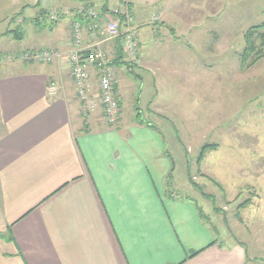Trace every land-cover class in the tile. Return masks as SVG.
Listing matches in <instances>:
<instances>
[{"label": "crops", "instance_id": "1", "mask_svg": "<svg viewBox=\"0 0 264 264\" xmlns=\"http://www.w3.org/2000/svg\"><path fill=\"white\" fill-rule=\"evenodd\" d=\"M79 1L44 0V10ZM118 2L128 3L133 22L144 9L139 0ZM145 3L158 5L162 20L185 14L171 8L182 0ZM44 10L41 0H0V53L68 51L74 15L52 22ZM30 30L41 38L29 40ZM109 44L100 47L116 73L126 58L118 39L115 49ZM96 81L92 66L93 96ZM115 87L120 113L110 125L101 109L81 114L63 56L0 64V264H252L243 244L217 239L193 198L167 194L172 156L162 130L124 119Z\"/></svg>", "mask_w": 264, "mask_h": 264}, {"label": "rangeland", "instance_id": "2", "mask_svg": "<svg viewBox=\"0 0 264 264\" xmlns=\"http://www.w3.org/2000/svg\"><path fill=\"white\" fill-rule=\"evenodd\" d=\"M43 1L44 10L47 4ZM118 1L108 0L109 13L101 10L104 0L51 5L44 12L49 18L51 9L72 10L88 3L99 10L104 23L119 18L120 30L123 25L114 10L132 16L135 54L129 58L123 52L126 60L116 65L115 73L124 119L139 112L140 118L162 130L166 151L172 156L168 191L193 198L220 242H240L252 264H264V56L251 65H241L244 33L264 20V0H182L171 8L182 6L185 14L169 13L163 20L155 15L158 5L139 0L138 7L144 9L138 11L135 22L128 3ZM71 15L72 47L68 51L45 47L0 53V64L15 60L24 50H56L66 59L65 54L73 49L72 22L83 17L69 13L57 20L49 18L56 22ZM28 20H22L18 28L14 23L13 28L21 32L19 27L25 29ZM37 32L30 30L29 40L40 39ZM98 34L92 41L102 51L101 42L114 48L121 37L123 43L121 34L108 39ZM90 42L83 40V45ZM158 55H165V60L156 61ZM30 60L35 61H25Z\"/></svg>", "mask_w": 264, "mask_h": 264}, {"label": "built area", "instance_id": "3", "mask_svg": "<svg viewBox=\"0 0 264 264\" xmlns=\"http://www.w3.org/2000/svg\"><path fill=\"white\" fill-rule=\"evenodd\" d=\"M114 12L124 17V25L121 30L119 18L116 20L109 19L104 23V17L100 19L99 10L94 6H89L88 3L79 4L72 10L51 9L49 12L51 20H57L69 13L83 17V19L79 17L72 22L73 49L65 54V57L70 64V76L75 86V94L81 112L86 115L100 106L103 119L108 124H114L119 114V99L115 88V69L105 52L98 48L92 39L97 40V33L99 32L105 34L106 39L115 38L121 34L123 35L122 49L129 58H133L136 49L133 28L132 25L130 26L132 16L127 12L122 13L118 9H115ZM82 21H85L84 25ZM84 34L91 41L86 46L83 45ZM53 56L62 55L59 51L49 49L24 50L14 59L26 60V58H30L35 61H49ZM92 66L97 71V96H93L90 92V68Z\"/></svg>", "mask_w": 264, "mask_h": 264}, {"label": "trees", "instance_id": "4", "mask_svg": "<svg viewBox=\"0 0 264 264\" xmlns=\"http://www.w3.org/2000/svg\"><path fill=\"white\" fill-rule=\"evenodd\" d=\"M80 1H82V0H80ZM104 1L105 2L100 6L101 10L105 13H109L108 11H110V9H109L108 0H104ZM119 16L121 19L120 26L122 27V25H124V21H123L124 17H123V15H119ZM120 38L121 37H119V39H118V43L121 45ZM244 40H245V45H244L242 55H241V65H244V64L251 65V64L255 63L257 60H259L262 56H264V20L259 24H255V25L250 26L244 33ZM248 58L250 61L248 60ZM125 62H127V61H125ZM135 119L139 122L148 123L144 119L140 118L139 112H136ZM214 146L215 145L212 144L209 147L212 148ZM205 147L203 148V150L200 153V158L202 157V154L204 152ZM200 192L202 193V195L204 197L209 198V199L212 198L211 195H209L203 191H200ZM167 194H172V193H171V191H168ZM242 205H244V204H242ZM199 215L203 218L206 216V214L201 209H199ZM213 242H214V240L210 244H212ZM237 243L241 244L240 242H237ZM200 250H202V249H199L197 251L190 253V256L196 254Z\"/></svg>", "mask_w": 264, "mask_h": 264}]
</instances>
